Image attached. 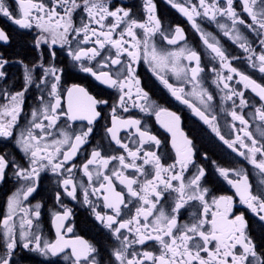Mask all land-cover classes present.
Listing matches in <instances>:
<instances>
[{
	"label": "snow or ice",
	"instance_id": "obj_1",
	"mask_svg": "<svg viewBox=\"0 0 264 264\" xmlns=\"http://www.w3.org/2000/svg\"><path fill=\"white\" fill-rule=\"evenodd\" d=\"M165 2L188 21L200 48L189 45L180 25L165 24L155 0H141L142 17L135 5L114 0H0V17L30 37L15 57L0 47V142L12 145L11 150L0 148V182L14 179L19 185L6 196L0 218V264H17L18 250L45 258L64 254L71 264H264V239L258 242L250 233L245 215L234 210L233 195L216 194L207 165L197 162L193 141L180 128L181 117L151 98L137 72L142 61L176 101L264 177V0H239L243 15L234 0ZM201 21L215 25L243 57L232 55ZM0 46H12L2 27ZM57 49L66 52L79 72L111 89V103L81 84L65 86ZM236 60H243L259 79L235 67ZM13 66L21 69L18 90L8 86ZM207 72L218 93L205 86ZM33 90L36 106L21 128L20 116ZM248 91L258 97L259 106L246 96ZM104 108L111 117L103 128L106 143L93 145L77 165L96 125L106 119ZM245 108H254L248 115L259 122L255 131ZM132 109L154 115L171 134V163L153 150L160 139ZM222 118L234 136L222 132ZM85 121L76 128V122ZM211 164L212 174L226 181L239 203L264 224V179L254 186L242 167H222L215 160ZM44 172L63 189L54 196L61 210L51 213L54 241L39 230L41 203L29 201ZM64 196L90 210L106 230L105 243L66 238L65 230L73 229L65 221L73 213Z\"/></svg>",
	"mask_w": 264,
	"mask_h": 264
},
{
	"label": "flooded vegetation",
	"instance_id": "obj_2",
	"mask_svg": "<svg viewBox=\"0 0 264 264\" xmlns=\"http://www.w3.org/2000/svg\"><path fill=\"white\" fill-rule=\"evenodd\" d=\"M12 0H8V3H11ZM116 3L123 2L127 5H135L136 9L139 13V16H143L142 11H139V5L141 0H114ZM157 4V12L161 19L165 22V24L171 25H180L186 33V37L190 46H196L197 48L201 47V43L199 40V36L194 32L191 28V25L188 21L182 17L175 9L171 8L165 0H155ZM235 7L238 12H241L242 6L239 0H234ZM201 26L206 28L209 31L216 33L221 43L227 48V50L235 56L243 57L244 53L241 49L236 47L229 41L227 38L223 37L219 34L215 25L209 24L207 21H201ZM0 27L6 29L10 36L12 37V46L11 47H3V50L10 57H15L18 53H21L25 49H23V45L27 40L30 39L29 36L23 35L19 30L15 28L14 25H11L7 20L0 17ZM159 40V38H157ZM90 46V45H89ZM171 47V46H168ZM31 59V55L29 56ZM56 63L65 67V72L63 75V83L65 86H71L73 83H78L85 86L89 93L97 98L109 99V93L112 92L111 89L105 88L103 85H99L92 77L86 76V74L78 71V68L73 66L70 60L66 56V52L57 49V60ZM204 63H207L205 61ZM233 65L238 67L245 72L252 74L254 78L259 79L258 73H252V70L249 69L246 63L243 60L233 61ZM218 67V64H217ZM137 72L141 79V84L147 90L151 96V98L156 101L160 106L167 108L169 111L175 112L177 115L181 117L180 119V128L188 136L189 139L193 141L195 146V151L197 152V162H203L207 165L208 170L210 172L209 180L211 181L210 186H212L216 190V194H228L233 195L235 199L234 210L237 214L243 213L246 219L249 222V231L250 233L257 239L259 242L261 239H264V224L258 221L257 218L252 216V214L247 210L244 205L239 203V197L236 196L235 190L232 189L226 181H223L222 178H218L216 175H213L214 172L213 166L211 162L215 160L222 167L233 168V167H242L245 171L249 173L250 182L256 186L259 185V181L264 179L256 174L255 170L251 165H248L246 161L242 157L237 156L235 153H232L230 149L227 148L213 133H211L210 129L206 125L203 124L196 116H194L191 111L179 101H176L170 93H168L167 89L152 75L151 71L148 69L147 65L142 61L137 66ZM9 78H8V86L18 90L22 86L21 77V69L19 66H13L8 69ZM170 82L176 83L175 80H171ZM234 87L242 89V85H237L235 82H232ZM2 83H0V87H2ZM206 87H208L211 91L217 92L216 86L212 83V73L207 72V80ZM246 96L251 98L255 106H259L255 101H258V97H254L250 91L246 92ZM36 93L35 91H30L26 103L24 105V111L20 116V125L21 128L26 123L27 119H30V112L33 107L36 106ZM219 94L216 95V103L217 108L216 111L219 112ZM2 102V101H0ZM67 106V98L65 95L64 100L62 101ZM111 103V100H110ZM231 102H227L225 107H230ZM104 107V106H101ZM251 111H254V108H245L243 109V113L245 114L246 119H249L250 125L255 131V125L259 123L258 121H252L251 116L248 115ZM131 114L137 118H141L144 123L147 124L148 130L156 135L158 139H160L161 144L159 148H155L153 146V150L157 151L158 154L166 157V162L171 163L175 159V150L172 147V136L169 132H167L164 128L157 123L154 115L146 116L143 113H140L137 109H132ZM127 116L128 114H123ZM104 116L106 119H101L99 124L96 125V131L93 137L91 138V143L87 146V148L82 151L79 157L75 160L77 165L84 160L87 152L91 149L93 145H98L101 142L106 143L104 140V126L110 124L111 117L109 115V109L104 108ZM162 119H164L162 117ZM227 120H231L230 117H227ZM220 126L222 132L226 136H234L235 133L231 132L230 128L225 127L224 118L220 121ZM81 124H86L85 122H76V128L78 129ZM237 127L239 124L237 122ZM19 131V129H17ZM125 135V133H122ZM179 140V138H178ZM7 146L9 150H11L12 145L11 142H0V148H4ZM207 153L208 159L205 161L204 154ZM77 178L81 177L79 172L76 173ZM56 177H54L50 172L41 173V180L39 183V187L37 192L33 194L32 197H29V201L31 204H35L37 202L41 203V218L39 221L40 231L44 234V236L49 240H55V228L51 224V213L55 208L56 210H61L58 205H56L54 196L57 191L63 192L62 188H59ZM86 180V178H84ZM19 187L16 184L14 179H8L6 182H0V218L5 211V199L8 194L15 191V189ZM120 186L118 185V188ZM79 191V189H78ZM95 200V198H93ZM63 202L67 205L68 208L72 210V215L69 217L65 224L68 227L73 229L72 233H67L65 230L66 238H74V236H80L84 239L89 240L90 242L103 244L105 243V232L101 225L95 221L92 216L90 210L83 206L82 203L72 200L69 197L64 196ZM103 211V209H99ZM184 219H187V215L185 214ZM18 223V222H17ZM139 248L140 246H136ZM151 247V245H150ZM65 253L70 256V249H66ZM17 260V264H71V259L65 260L64 254H60L56 257H42L36 253H28L21 252L18 250L17 257H14Z\"/></svg>",
	"mask_w": 264,
	"mask_h": 264
}]
</instances>
